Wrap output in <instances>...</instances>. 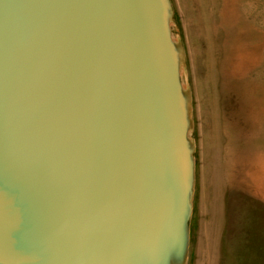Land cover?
<instances>
[{
	"label": "water",
	"instance_id": "obj_1",
	"mask_svg": "<svg viewBox=\"0 0 264 264\" xmlns=\"http://www.w3.org/2000/svg\"><path fill=\"white\" fill-rule=\"evenodd\" d=\"M170 16L168 0H0V264H185Z\"/></svg>",
	"mask_w": 264,
	"mask_h": 264
},
{
	"label": "rangeland",
	"instance_id": "obj_2",
	"mask_svg": "<svg viewBox=\"0 0 264 264\" xmlns=\"http://www.w3.org/2000/svg\"><path fill=\"white\" fill-rule=\"evenodd\" d=\"M168 1L193 167L185 264H264V0Z\"/></svg>",
	"mask_w": 264,
	"mask_h": 264
},
{
	"label": "crops",
	"instance_id": "obj_3",
	"mask_svg": "<svg viewBox=\"0 0 264 264\" xmlns=\"http://www.w3.org/2000/svg\"><path fill=\"white\" fill-rule=\"evenodd\" d=\"M214 183L215 182H213V187H214ZM217 201H219V199H217ZM204 223V222H203ZM214 234H215V232H213ZM208 239L210 240V242H209V245L210 244H213V248L211 249L214 253H217V248H218V241H216V239H211V237H208ZM202 241V240H201ZM207 249V248H206ZM209 249V248H208ZM201 251V250H200ZM199 255H200V253L198 254V257H199ZM200 261V259H198V262ZM202 264V263H201Z\"/></svg>",
	"mask_w": 264,
	"mask_h": 264
},
{
	"label": "bare ground",
	"instance_id": "obj_4",
	"mask_svg": "<svg viewBox=\"0 0 264 264\" xmlns=\"http://www.w3.org/2000/svg\"><path fill=\"white\" fill-rule=\"evenodd\" d=\"M177 55H178V61L181 64L182 56H180L179 53H177ZM187 106H188V104H187V100H186V97H185V99H184V107H187Z\"/></svg>",
	"mask_w": 264,
	"mask_h": 264
}]
</instances>
